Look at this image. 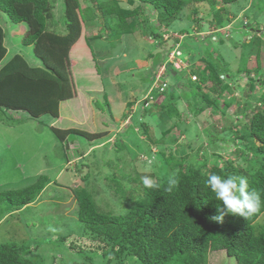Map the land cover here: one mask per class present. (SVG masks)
Masks as SVG:
<instances>
[{
  "label": "rangeland",
  "instance_id": "374dc122",
  "mask_svg": "<svg viewBox=\"0 0 264 264\" xmlns=\"http://www.w3.org/2000/svg\"><path fill=\"white\" fill-rule=\"evenodd\" d=\"M114 1L120 7H128L127 0ZM63 3L49 0L53 17L48 29L60 34H63L60 27ZM224 8L228 19L217 31L211 19L219 5L185 6L181 25L169 27L170 32L176 33L181 28L183 31L177 35L179 39L185 38L180 40L179 58H191L197 66V60L203 59L200 66L204 67L206 62L224 74L221 80L227 89L218 92L219 97L210 94L211 98H218L219 110H201L194 88L182 87L174 79L168 82L170 79L162 67L156 73L159 81L148 85L144 76V66L149 62L146 53L157 54L158 45L148 42L139 29L118 39L110 37L109 20L103 17L96 20L94 27L85 26L82 38L69 51L66 69L62 71L71 91L67 99L58 100L54 85L12 95L18 102L47 105L58 102L60 118L42 115L33 119L25 111L0 108V192L23 189L40 176L49 182L32 204L14 212L15 215H5V223H0V243L26 245L22 248L23 256L36 264L83 262L81 255L70 254L64 244L59 247L55 242L59 236L82 237L85 242L91 238L77 218L72 188L82 186L93 194L101 210L122 214L130 204L120 192L114 193V188L119 187L125 193L131 189L136 197L143 186V176L160 181L173 176L174 169L166 161L170 154L174 164L182 163L185 167L204 163L210 166L216 160L213 154L229 161L239 159L232 143L221 140L216 147L208 143L209 137L215 136L229 140L235 132L230 127L242 129L250 110L263 107L260 85L251 89L247 77L264 76V1L242 0ZM93 11L98 12L95 7ZM233 17L236 18L232 20ZM193 20L202 27L201 35L194 33L197 25ZM152 21L151 26L156 24L155 17ZM0 26L7 50L3 62L20 54L31 65L42 66L32 48L22 44L25 24H15L0 12ZM102 31L106 34L101 36ZM208 31L216 33L207 35ZM170 58L175 60L173 56ZM176 62L174 67L182 72L191 67L190 63ZM186 65L188 68L184 69ZM147 85L150 92L146 91ZM12 96L0 93V99L15 102ZM139 99L154 101L152 105H134ZM122 103L124 106H120ZM70 129L79 134L63 135V140L54 134L55 130ZM102 132L106 135L92 139L83 135ZM83 175L87 177L81 179ZM4 208L7 207L0 206V214L7 210ZM263 219L264 214L257 223ZM106 259L101 255L92 258L93 264H107ZM132 263L133 260L127 264ZM110 264H115V260ZM207 264L236 262L220 250L207 255Z\"/></svg>",
  "mask_w": 264,
  "mask_h": 264
},
{
  "label": "trees",
  "instance_id": "16d2710c",
  "mask_svg": "<svg viewBox=\"0 0 264 264\" xmlns=\"http://www.w3.org/2000/svg\"><path fill=\"white\" fill-rule=\"evenodd\" d=\"M63 1L60 23L63 34H60L48 29L49 20L53 17L50 14L49 0H0V12L6 14L15 24H25L26 32L23 34L22 44L31 47L34 56L42 63V66L31 65L20 54H15L3 62L7 50L4 43L5 33L0 26V93L12 96L37 87L48 88L54 85L58 91V100L67 99L71 91L62 71L66 69L69 51L82 38L85 26L94 27L96 20L103 17L109 20L110 37L118 39L121 35L131 34L139 29V33L148 42H156L158 45L157 54L146 53L149 62L144 66V74L148 76V85L156 81V73L162 67L166 77L170 79L168 82L174 79L182 87L194 88V96L199 98L201 110H219L217 94L227 89L221 80L224 74L209 63L204 62L205 66H200L203 59L197 60V66L191 58H179L180 40L185 38L179 39L177 35L183 31L181 28L176 33L170 32L169 27L172 24L181 25L180 22L185 19V6L207 4L213 7L219 5L211 19L214 30L217 31L228 19L224 6L242 0H127L126 8L120 7L114 0ZM93 6L98 12L93 11ZM151 11L153 14H150ZM152 17H155L156 24L151 26ZM193 22L197 25V20ZM193 31L198 35L203 33L200 25L195 26ZM103 34L106 32L100 33L101 36ZM206 34L212 35L210 31ZM170 56L174 57L175 62L187 65L190 63L191 67L186 65L184 69H188L182 72L174 67L175 62ZM247 78L252 84H249L251 89L254 90L256 85H260V101L263 107L257 106L250 110L251 115L242 129L230 127L235 132L229 140L215 136L209 137L208 143L212 147H216L221 140L232 143L235 155L240 156L238 160H224L220 155L213 154L216 160L210 166L204 163L185 167L182 163L174 164L170 154L166 161L174 169L173 176L178 180V185L168 192V178L162 181L156 178L154 180L158 187L149 189L143 185L136 197L131 189L125 193L115 187L114 193L120 192L130 204L122 214L101 210L93 194L82 186L71 189L77 203V218L85 225V232L91 236L86 242L82 237L76 236L55 238L57 246L64 244L70 254L79 257L81 255L85 260L75 261L74 264H86V261L93 264L92 258L96 255L107 257V264L114 260L115 264H127L131 260L132 264H207L208 253L220 250L233 258L236 264H264V219L260 224L257 223V219L264 214V76ZM210 94H216L217 97L211 98ZM0 108L25 111L33 119L42 115L56 119L59 110L58 102L47 105L32 101L18 102L17 99L15 102L0 99ZM223 112L220 110V113ZM72 133L79 134L71 129L54 131L60 140H63V135ZM83 135L92 139L103 136V133ZM211 174L247 177L249 190L254 189L260 193V211L250 218L227 214L223 223L213 221L211 217L219 214L217 205L220 202L215 200L206 184ZM86 177L83 175L81 179ZM48 183L45 176H40L23 189L0 192V206L7 207L4 208L7 210L3 215L0 214V221L3 219L2 222L5 223L6 214L15 215L14 212L32 204ZM77 240L80 243H76ZM21 246L17 242L0 243V264H36L23 256L22 248L25 249L26 245ZM30 251L31 248L27 250V254Z\"/></svg>",
  "mask_w": 264,
  "mask_h": 264
},
{
  "label": "clouds",
  "instance_id": "9594fccd",
  "mask_svg": "<svg viewBox=\"0 0 264 264\" xmlns=\"http://www.w3.org/2000/svg\"><path fill=\"white\" fill-rule=\"evenodd\" d=\"M158 81L159 78L156 77L154 83ZM141 179L146 188L158 187L156 181L149 176H143ZM206 184L214 194L215 200L220 202L217 205L219 214L211 217L213 221L223 223L227 214L250 218L261 209L260 193L254 189L249 190V182L245 176L211 174L208 176ZM177 185L178 180L174 176H169L167 191L171 192Z\"/></svg>",
  "mask_w": 264,
  "mask_h": 264
},
{
  "label": "crops",
  "instance_id": "0c3cea01",
  "mask_svg": "<svg viewBox=\"0 0 264 264\" xmlns=\"http://www.w3.org/2000/svg\"><path fill=\"white\" fill-rule=\"evenodd\" d=\"M71 62V61H70ZM144 76H145V78L147 79V75H145L144 74ZM147 87V89H146V91H149L150 92V90H148V85L146 86ZM148 95H149V93H147ZM104 96V95H103ZM140 96H142V95H140ZM105 97V96H104ZM144 98V97H143ZM139 101V102H138ZM138 101H135V103H134V105L135 104H142L143 102H144V104H143V106H145V105H147L149 102H147V101H145L144 99H142V100H138ZM149 101H150V105H152V102L154 101V100H151V99H149ZM154 104H156L157 105V102L156 103H154ZM153 104V105H154ZM120 106H124V104L122 103ZM60 117H58L57 119H59ZM129 122H130V120H129ZM103 133V135H106V133L105 132H102ZM110 138V137H109ZM109 141V140H108ZM76 159V158H75ZM69 162H71V161H67V163H69ZM67 188H68V186H67Z\"/></svg>",
  "mask_w": 264,
  "mask_h": 264
}]
</instances>
